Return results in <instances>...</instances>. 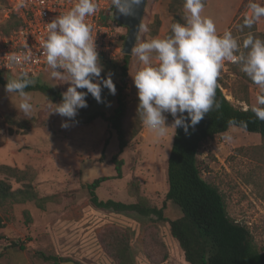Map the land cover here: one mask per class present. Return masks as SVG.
Here are the masks:
<instances>
[{
    "label": "rangeland",
    "instance_id": "obj_1",
    "mask_svg": "<svg viewBox=\"0 0 264 264\" xmlns=\"http://www.w3.org/2000/svg\"><path fill=\"white\" fill-rule=\"evenodd\" d=\"M169 2L146 0L142 26L146 25L149 31H140L133 47L142 39L167 35L173 19ZM203 2L202 15L214 20L218 33L230 30L242 45L246 35L252 32L240 27L242 17L250 14L249 0ZM184 16L183 8V21ZM156 18L160 20L159 26ZM256 27V32L252 33L258 37V32H264V17L256 22ZM121 29L127 36L128 28ZM99 63L103 66L101 73L120 83L124 61L99 57ZM138 66V58L131 52L124 79L128 107L126 127L137 119L138 96L131 75ZM230 68V73L221 77L228 88L226 99L236 106L250 107L255 104L257 86L240 71V65ZM34 77L62 93L68 87L67 83L51 80L48 69ZM246 91L248 102L245 103L242 98ZM27 92L34 104V112L29 117L16 109L17 94H8L0 85V165L18 168L17 174L0 171V178L7 180L13 190L31 187L40 198L53 197L44 201L43 207L34 199L0 202V264H48L36 256V251L70 256L87 264H189L170 234L168 220L181 215L176 204L165 202L163 212L167 220L161 221L155 216L96 208L90 203L85 187L99 176H110L96 191L100 199L129 203L144 197L151 205L162 207L168 190L171 129L158 140L145 128L129 135V143L119 155L123 159L122 176L115 178L111 157L118 151V143L105 120L97 118L80 124L56 113L49 114V102L60 101L40 91ZM116 93V88L113 95L101 85L102 102L96 100V104L107 114L116 105ZM10 118L25 119L29 127L10 124ZM172 120L171 116L166 123L171 124ZM64 121L68 127L61 126ZM226 135L231 136L230 141L224 139ZM106 139L108 143L104 147ZM102 152L104 157H101ZM197 158L203 178L222 193L230 218L246 225L257 248L264 251V140L257 133L230 126L225 132L205 140ZM21 196L19 194L18 198ZM12 242L23 243L24 248L15 247Z\"/></svg>",
    "mask_w": 264,
    "mask_h": 264
},
{
    "label": "clouds",
    "instance_id": "obj_2",
    "mask_svg": "<svg viewBox=\"0 0 264 264\" xmlns=\"http://www.w3.org/2000/svg\"><path fill=\"white\" fill-rule=\"evenodd\" d=\"M140 3L141 0H111V5L125 15ZM26 6L27 0H17V8ZM248 8L251 11L243 18L241 30L251 29L264 17V0H249ZM184 9L185 22L172 23L170 34L142 39L131 49L139 61L131 76L138 96L136 115L144 128L157 140L167 136L171 129L172 138L177 128L187 133L189 127L194 128L206 114L218 110L216 88L225 61L240 65V71L257 86L255 104L250 110L264 121V39L249 32L241 45L230 30L218 33L214 20L202 15L203 0H184ZM96 11V0H75L72 7L46 23L39 46L49 78L68 84L60 103L49 102V114L75 118L78 109L87 107L88 93L102 102L101 85L115 94L111 76L101 77L103 66L99 63L92 26L88 23V17ZM139 30L149 31L146 25ZM31 58L32 51L27 44L20 54L10 55L9 64L19 66L20 70L5 84L8 94H17L16 109L25 117L34 112L32 96L25 91L35 83L34 77L24 69ZM78 88L86 89L87 93ZM165 113L173 117L171 124L166 123ZM230 123L236 121L233 119ZM61 126L68 127L67 121ZM239 126L246 127V123L241 121ZM224 139L230 141L231 136L226 135Z\"/></svg>",
    "mask_w": 264,
    "mask_h": 264
},
{
    "label": "trees",
    "instance_id": "obj_3",
    "mask_svg": "<svg viewBox=\"0 0 264 264\" xmlns=\"http://www.w3.org/2000/svg\"><path fill=\"white\" fill-rule=\"evenodd\" d=\"M5 2L6 0H0V4ZM183 8L184 0H170L169 10L173 13L171 24L175 22L184 23L181 18ZM155 22L159 26V18H156ZM11 23L12 18L4 23L3 26H5L6 32L13 25ZM256 29L255 23L251 31L256 32ZM168 34H170V28ZM258 37L264 39V32H258ZM128 58L129 54H125L124 65L121 66L120 83L113 82L117 93L116 105L112 112L107 114L105 109H100L96 104V99L88 93L86 95L87 107L80 108L79 114L72 119L80 124L91 123L97 118L107 122L108 128L115 133L118 143V151L111 157V162L116 170V174L113 176L115 178L122 176L123 159L119 158V155L128 145L129 135L133 136L143 128L138 116L130 127L125 125L128 107L124 92V79L127 76ZM105 76L101 73L102 78ZM11 77L10 74L0 73V85L5 87L7 80ZM34 79L35 83L26 88V92L40 91L50 99L61 102L62 92L47 84L39 83L35 77ZM78 91L87 93L86 89L78 88ZM216 100L219 102L220 108L206 114L194 128L189 127L187 133L183 128L175 130L167 160L168 190L162 207L151 205L144 197H140L136 202L129 203L111 198L100 199L96 191L104 181L111 178L110 176H99L85 184L89 201L99 209L120 213L132 212L141 216H155L161 221L167 220L163 212L165 202H172L179 207L181 215L168 220L170 234L178 242L184 253V258L189 264H264V251L257 248L246 225L230 218L222 193L217 186L203 178L197 158L199 148L205 140L225 132L230 126L257 133L264 140V121L257 119L249 106L247 108L236 106L226 99L218 86L216 88ZM242 100L245 103L248 102L247 91ZM233 119L236 121L235 124L230 123V120ZM26 121L25 119L12 118L8 120L10 124L18 125L20 128L29 127ZM241 121L246 123V127L239 126ZM107 143L106 139L104 147ZM101 157H104V152H102ZM0 171L17 174L18 168L0 165ZM19 194L22 195L21 198H18ZM52 197L40 198L36 192L31 190V187L18 189L17 191L13 190L7 180L0 178V202L34 199L39 207H43V202ZM12 245L20 249L24 248L23 243L20 242H12ZM35 254L48 264H87L70 256H59L44 251H36Z\"/></svg>",
    "mask_w": 264,
    "mask_h": 264
},
{
    "label": "built area",
    "instance_id": "obj_4",
    "mask_svg": "<svg viewBox=\"0 0 264 264\" xmlns=\"http://www.w3.org/2000/svg\"><path fill=\"white\" fill-rule=\"evenodd\" d=\"M74 3L75 0H27V6L24 8L16 7L17 0H7L2 4L0 6V73L13 76L20 70L19 66L9 64L8 57L23 52L25 44L31 48L32 58L24 65V69L29 71L31 76L48 69L39 46V41L45 33L46 23L68 10ZM96 3L97 11L93 16L88 17V23L92 26L98 57L122 63L125 55L123 48L126 32L121 27L126 26L113 18L114 7L111 5V0H96ZM10 18L13 25L6 32L3 25ZM231 65L235 64L225 61L217 81L225 97L228 95V88L223 84L221 77L224 73H230ZM165 116L166 121L170 120V114L165 113Z\"/></svg>",
    "mask_w": 264,
    "mask_h": 264
},
{
    "label": "water",
    "instance_id": "obj_5",
    "mask_svg": "<svg viewBox=\"0 0 264 264\" xmlns=\"http://www.w3.org/2000/svg\"><path fill=\"white\" fill-rule=\"evenodd\" d=\"M145 6L146 0H141V3L139 5L132 6L130 13L127 15L120 13L117 9L114 8L113 18L128 28V33L123 48L125 54L131 53V49L137 40L140 32L139 29L142 26V18Z\"/></svg>",
    "mask_w": 264,
    "mask_h": 264
}]
</instances>
